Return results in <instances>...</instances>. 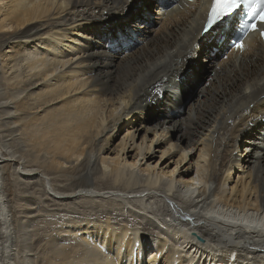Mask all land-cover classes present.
I'll list each match as a JSON object with an SVG mask.
<instances>
[{
  "label": "bare ground",
  "instance_id": "1",
  "mask_svg": "<svg viewBox=\"0 0 264 264\" xmlns=\"http://www.w3.org/2000/svg\"><path fill=\"white\" fill-rule=\"evenodd\" d=\"M153 1L0 0V264H264V37L241 51L230 24L203 36L212 0ZM68 207L92 228L55 227ZM34 217L44 259L11 251Z\"/></svg>",
  "mask_w": 264,
  "mask_h": 264
},
{
  "label": "rangeland",
  "instance_id": "2",
  "mask_svg": "<svg viewBox=\"0 0 264 264\" xmlns=\"http://www.w3.org/2000/svg\"><path fill=\"white\" fill-rule=\"evenodd\" d=\"M155 10H156V8H155ZM152 15H153V13H152ZM154 16H156L155 15V13H154V15H153V17ZM233 30V29H232ZM41 47V50H43L44 48L40 45L38 48H40ZM62 69H60L59 70V72L61 71ZM58 72V73H59ZM57 73V74H58ZM200 85H198V87H199ZM197 87V88H198ZM110 110V109H109ZM106 114H107V112H104V114L103 115H101V116H103V118H104V120L106 119L105 117H106ZM109 115V114H108ZM107 123H105V125H106ZM136 126L137 125H134V127L131 129V131H129L128 129H129V127H124L123 128V130H122V135L117 139H115L114 140V142H113V147H114V145H115V147L117 146V144H119L121 141H122V139L125 137V135L127 136V134L128 133H130L131 132V134H134V132L136 131ZM138 129V128H137ZM129 131V132H128ZM1 135L2 134H0V139H1ZM21 137V136H20ZM130 138V137H129ZM128 141V143H130V144H132L133 142L132 141H130V139H128L127 140ZM19 146H17L16 145V143L14 144L15 146H17V148L18 149H20V150H24V149H26V148H28V147H26V144H25V141L24 140H22V139H20L19 140ZM134 142H135V144H137V145H141V143H142V139H141V137H139V138H135V140H134ZM146 142H145V144H142L143 145V148L146 146ZM168 148V147H167ZM161 149H164V148H161ZM241 150V149H240ZM239 150V152H237L238 153V155H240V153L242 152V150L240 151ZM161 151V150H160ZM163 151V150H162ZM174 150H171V152L170 153H167L166 154V156H165V158H167V157H169L170 156V154L173 152ZM159 155H161V153H159ZM179 158V156H177V157H175V158H173L172 159V162L170 163V164H172V165H170V168H171V170L175 167L174 166V164H175V161L177 160ZM175 159V160H174ZM173 160H174V162H173ZM186 163V162H185ZM185 163H183V165L185 164ZM169 164V161L168 162H166V164L163 166V167H166V165H168ZM182 165V166H183ZM194 165H195V162H194ZM185 167H187L186 165H185ZM194 175H196V168H194ZM243 173V172H242ZM242 176H243V179H239V172L238 171H235V174H233L231 177H230V180L227 182L228 183V185H227V188L228 189H230V191H231V189L232 188H234V190H236L237 192H240V191H242L246 186L247 187H251V183H250V181L247 179V173H244V174H241ZM125 182H127V180L125 181ZM135 184V187H136V185H137V187H138V185H140V178H138V176L136 177H134L133 179H132V184ZM136 187V188H137ZM21 195V194H20ZM18 197V196H17ZM22 195L21 196H19L18 198H17V200H18V203L19 204H17V209L19 210H22V212L23 211H25V210H27V209H25V207L26 208H28L29 206L27 205V202H24V200L22 199ZM20 198V199H19ZM27 206H26V205ZM143 205L145 206V203L143 202ZM43 206H45L44 204H42V202H41V199L40 198H36V200H35V202H34V206H33V208L34 209H36L35 210V215L34 214H31V217L32 216H36L37 214H38V208H41L42 210H46V208L45 207H43ZM22 207V208H21ZM32 207V206H31ZM72 207V206H71ZM218 207H224V206H222V205H219ZM217 207V208H218ZM45 208V209H44ZM128 208V207H127ZM129 210H131V209H133L132 208V206H130L129 205ZM222 208H220V209H222ZM78 210L80 209V208H77ZM65 212L66 213H63V215H62V213H61V216H60V214H58V212H55V211H51L50 213L48 212V215H49V217L51 218V220H52V222H53V224L55 223V227H57L58 225H61L62 227L64 226L65 227V231H67V229H69L68 227H72V224L73 225H75V224H78V228H82V227H84V226H86V225H89V227L90 228H92V226H93V224L92 223H89L88 222V219H89V216L91 215V214H89L88 216L86 215V214H83V216H81V215H79L78 216V218H77V216H76V210H71V209H69V207L66 209L65 208ZM134 210V209H133ZM138 211V210H137ZM230 211V210H229ZM74 212V213H73ZM43 213L45 214V212L43 211ZM22 215H20V218L22 219L23 217L25 218V216L26 215H24L23 213H21ZM67 215V216H66ZM231 215V217H229V218H235V219H237V217H234V215L233 214H230ZM238 215V214H237ZM23 216V217H22ZM86 216V217H85ZM248 215H245V216H242L241 215V217H240V215L238 216V219H241V221H243V219H244V221L245 222H247L248 220L246 219V218H248L247 217ZM58 217H59V219H58ZM66 217V218H65ZM75 217V218H74ZM80 217H81V219L82 220H80ZM73 220H72V219ZM216 218V217H215ZM228 218V217H227ZM30 219V220H29ZM34 219H36L35 217L33 218V219H31V218H26V219H24V220H22V223H23V227H21V228H24L25 229V227H27L26 229H25V231H24V229L22 230V231H20V227H19V229H17L16 231H15V233H14V235L12 236V245H11V251L13 250V252H15L14 254H17V252H18V250L19 249H21V247H19V243H18V246L16 245V243L19 241V239H21L20 241L22 242L23 241V239H27V241H28V245H27V248H28V253L29 254H24L23 252H22V249L21 250H19V252H20V257H40L41 259H44V257H47L48 256V252H49V246H47L48 244H47V242L46 241H42V242H40V241H37V239H38V233H37V231L39 230V227H41L42 225H43V222H41V221H36V220H34ZM63 219H64V222H63ZM84 219V220H83ZM172 219V218H171ZM169 220V223H171V225L174 227V228H176V229H178L177 231H178V233L179 234H182L183 232H185L186 230H188L185 226H183V225H180L179 223H177V221H174V220ZM33 220H34V222H33ZM80 220V221H79ZM87 220V221H86ZM79 221V222H78ZM81 221H83L82 222V224H81ZM86 221V222H85ZM60 224H59V223ZM38 224V225H37ZM65 224V225H64ZM101 225H102V222L100 223ZM81 225V226H80ZM25 226V227H24ZM182 226V227H181ZM75 227V226H74ZM181 230H180V229ZM29 229V230H28ZM183 229V230H182ZM53 229H51L50 231H52ZM56 230H57V232H56ZM56 230H54V231H52V233H53V235H55V233H59L60 232V230L59 229H57L56 228ZM59 230V231H58ZM27 232H28V234H27ZM63 232V231H62ZM100 233H101V231H100ZM23 236H22V235ZM24 234H25V236H24ZM27 234V235H26ZM63 234L66 236V242H64V244L65 245H67V248H77V250L79 249L77 246H75V243H73V241H71L70 242V239H68L67 237H69L70 235L67 233V232H63ZM184 234H187V232L186 233H184ZM19 236H21V238H18ZM74 236V235H73ZM73 236H70L69 238H72ZM16 238V239H15ZM69 240V241H68ZM40 243V244H39ZM71 243V244H70ZM15 244V245H14ZM70 244V245H69ZM21 245L23 246V244L21 243ZM17 246V247H16ZM74 246V247H73ZM19 247V248H18ZM13 248V249H12ZM15 248V249H14ZM47 251V252H46ZM24 254V255H22V254ZM43 254V255H42ZM229 257H235V254H233L232 256H230L229 255ZM198 259H199V256H197L194 260H193V264H195V263H197V261H198ZM204 260V259H203ZM219 260L220 259H216L215 261H213V263H211V264H219L220 262H219ZM219 262V263H218ZM40 264H44V262L42 261ZM221 264V263H220Z\"/></svg>",
  "mask_w": 264,
  "mask_h": 264
},
{
  "label": "snow or ice",
  "instance_id": "3",
  "mask_svg": "<svg viewBox=\"0 0 264 264\" xmlns=\"http://www.w3.org/2000/svg\"><path fill=\"white\" fill-rule=\"evenodd\" d=\"M246 7L247 18L251 21H255L245 26L246 32L250 29L252 32H259L264 37V0H213L211 5L210 16L211 19L208 22L206 32L211 40L219 42L220 36L213 37V33L216 32L219 26L218 22L223 21L225 18L234 14L238 9ZM260 25L261 27H258ZM130 38V37H128ZM239 50L243 51L244 44L237 43L235 45Z\"/></svg>",
  "mask_w": 264,
  "mask_h": 264
},
{
  "label": "water",
  "instance_id": "4",
  "mask_svg": "<svg viewBox=\"0 0 264 264\" xmlns=\"http://www.w3.org/2000/svg\"><path fill=\"white\" fill-rule=\"evenodd\" d=\"M194 235V237L198 240V241H200L201 243H205V241L201 238V237H199V235H197L196 233H193Z\"/></svg>",
  "mask_w": 264,
  "mask_h": 264
}]
</instances>
